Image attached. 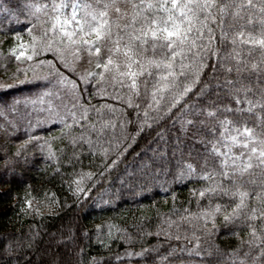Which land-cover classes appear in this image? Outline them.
Here are the masks:
<instances>
[{"label":"snow or ice","instance_id":"snow-or-ice-1","mask_svg":"<svg viewBox=\"0 0 264 264\" xmlns=\"http://www.w3.org/2000/svg\"><path fill=\"white\" fill-rule=\"evenodd\" d=\"M20 16L27 21L23 34L13 32L14 43L7 52L0 47V55L27 64L12 74L24 76L19 84L46 81L44 91L25 101L32 106L21 117L28 128L41 127L39 116L47 113L53 125L81 129L69 144L82 151L67 157L73 171L61 179L78 202L91 199L110 178L129 190L160 176L201 185L191 189L198 211L185 209L179 223L166 221L177 229L188 223L191 239L169 245L166 255L155 248L126 255L148 259L156 252L158 260L151 258L157 264L183 253L200 257L201 240L218 230L216 220L222 217L225 225L246 229L248 237L240 245L249 251L235 250L227 264H264V0H0V31ZM42 53L52 58L37 59ZM85 62L88 67L80 72L77 65ZM16 86L0 83V89ZM13 111L0 105V120L9 127L13 122L4 118ZM161 121H171L180 135L157 132L149 143L156 145L152 155L137 163L147 156L145 148L124 165L137 137ZM26 135L15 162L39 145L60 164L47 139L41 144L39 135ZM88 157L93 158L89 169L100 159L96 171L83 170ZM56 173L61 174L60 166ZM51 198L60 205L55 193ZM26 203L31 208V201ZM165 238L182 237L165 231Z\"/></svg>","mask_w":264,"mask_h":264},{"label":"trees","instance_id":"trees-1","mask_svg":"<svg viewBox=\"0 0 264 264\" xmlns=\"http://www.w3.org/2000/svg\"><path fill=\"white\" fill-rule=\"evenodd\" d=\"M0 20H3V17H0ZM19 21L6 24L4 30L0 31V47L5 52L14 43L11 39L12 33L20 31L23 34L22 30L27 21L24 16H20ZM34 34L38 35L39 29ZM24 39L28 40L27 35H24ZM51 58V53H42L37 59ZM1 59L0 65L6 66V71L5 67H0V76L12 75L18 67H27V64H20L7 55H0ZM4 60H10L11 63L6 65ZM87 67L86 62L77 65L80 72ZM23 79V75L12 78L13 82L10 84H16V87L0 89V105L15 109L4 118L13 122L11 127L0 120V129H6L0 130V241H3L0 243V264H27L29 260L31 264H95L93 257L96 260L102 259L104 264H157L156 252H151L148 259L128 257L126 253L155 248L159 249L160 255H166L169 245L183 246L184 236L191 239L193 229L188 223L177 229L176 225L169 228L166 221L176 220L179 223L180 218L185 215V209L190 212L198 211L191 189L201 187L199 184L186 181L173 183L172 177L160 176L155 180L149 178L147 181H140V187L129 190L128 185L121 188L119 180L113 181L110 178L91 199L82 197L78 202L61 183V179L62 175L66 176L73 171L68 165L67 157H71L73 151H82L74 150L69 144L71 138L80 135L81 129H64L59 123L53 125L48 121L47 113L39 116L43 122L41 127L28 128L27 121L21 117L26 111H30L32 106L26 105L25 101L44 91L46 81L19 84L18 81ZM92 103L99 101L93 99ZM52 119L58 120V117L53 116ZM162 130H169L170 137L180 135L176 129L171 128V121H161L152 129H145L137 137L124 165L131 164L135 153L145 148H148L147 156L138 158L137 163L140 159H148L152 155V148L156 147L155 144L149 147V143L156 133ZM128 131L134 133L135 129L130 127ZM26 133L42 137L41 144L47 139L56 156L60 158V164L55 159L50 161L47 150L42 152L39 145L30 146L25 155L15 162V152L27 139ZM54 137L56 139H53ZM60 149H64V152L61 153ZM92 159L84 158L83 170H97L96 165L101 163L98 158L90 169L87 167ZM5 161L13 163L5 166ZM124 165H121V168ZM58 166L61 167V174L56 173ZM129 171H132V167H129ZM120 175H123L122 171ZM52 193L56 194L60 205L51 198ZM28 200L31 201V208L26 203ZM206 203L202 201L201 205ZM191 223L197 227L201 224L196 220ZM100 225L104 227L97 231V226ZM208 227L211 228L212 225L209 224ZM216 227L218 230L214 234L205 235L201 240L200 251L204 255L190 257L187 253L177 254L180 259H170L169 264H227L229 254L235 250L240 249L241 253L249 251L247 245L243 248L240 245L241 240L248 239L246 229L225 225L222 217H217ZM165 231L172 236L178 234L182 238L180 241L166 239ZM157 232H160L159 237L155 235ZM197 234L200 235L199 232ZM29 244L32 245L31 248L27 247ZM117 256L122 259L117 260ZM151 257H156L157 260Z\"/></svg>","mask_w":264,"mask_h":264},{"label":"rangeland","instance_id":"rangeland-1","mask_svg":"<svg viewBox=\"0 0 264 264\" xmlns=\"http://www.w3.org/2000/svg\"><path fill=\"white\" fill-rule=\"evenodd\" d=\"M0 61H2V59L0 60ZM3 62H7L6 63V65L8 64H10L11 62H10V60H4ZM1 75H3V73H1ZM1 78H0V83H3V84H10L11 82H13V80H12V75L11 74H8V75H6V76H0ZM9 78V79H8Z\"/></svg>","mask_w":264,"mask_h":264}]
</instances>
